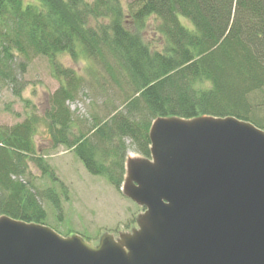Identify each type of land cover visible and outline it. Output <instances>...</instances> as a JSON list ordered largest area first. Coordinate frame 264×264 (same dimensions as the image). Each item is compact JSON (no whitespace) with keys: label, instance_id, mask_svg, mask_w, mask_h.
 I'll list each match as a JSON object with an SVG mask.
<instances>
[{"label":"trees","instance_id":"1","mask_svg":"<svg viewBox=\"0 0 264 264\" xmlns=\"http://www.w3.org/2000/svg\"><path fill=\"white\" fill-rule=\"evenodd\" d=\"M119 3L0 0V78L16 83L15 57L22 58L23 71L27 60L42 55L59 81L44 109L50 148L72 150L89 173L120 189L127 156L123 139L150 157L148 133L157 117L235 115L264 129L258 115L264 105V0H133L126 11ZM150 17L162 37L161 49L142 39ZM64 54L87 60L95 84L63 65ZM106 84L119 102L103 115L94 113L87 124L79 121L68 103L89 85L102 90ZM37 122L31 114L0 125V216L48 226L40 199L60 212V196L54 185L34 183L27 166L32 162L42 176L57 181L35 147Z\"/></svg>","mask_w":264,"mask_h":264},{"label":"water","instance_id":"2","mask_svg":"<svg viewBox=\"0 0 264 264\" xmlns=\"http://www.w3.org/2000/svg\"><path fill=\"white\" fill-rule=\"evenodd\" d=\"M120 190L136 227L94 245L0 216V264H264V129L235 115L157 117Z\"/></svg>","mask_w":264,"mask_h":264},{"label":"rangeland","instance_id":"3","mask_svg":"<svg viewBox=\"0 0 264 264\" xmlns=\"http://www.w3.org/2000/svg\"><path fill=\"white\" fill-rule=\"evenodd\" d=\"M131 1L133 0H120L119 4L126 11ZM179 19L188 28H193L192 22L186 17L179 16ZM125 22L127 26H133L129 16L125 17ZM156 25L155 18L150 17L141 29L142 39L151 49H161L163 46L162 37L155 31ZM47 59L42 55L32 56L25 62L24 70L21 71L23 61L16 56L11 63L12 72L17 77L16 83L0 78V125L11 126L31 114L38 116L34 144L49 163L52 175L57 181L54 183L47 176H42L32 162L27 166L32 173V181L38 186L54 185L60 196L61 206L58 212L49 201L40 199L47 212L46 222L61 235L79 234L96 245L104 233L113 234L117 238L122 232H130L136 227V217L143 209L104 176L89 173L72 150L63 145L49 147L44 109L47 107L48 95L55 91L59 81L53 76ZM59 60L95 84L94 77L85 68L88 66L87 60L80 58L75 61L65 54L60 55ZM2 69L5 70L3 66ZM102 87L104 89L97 90L95 85H89L74 101L68 103L79 121L87 119L86 122L83 121L87 124L94 113L103 115L106 107L119 102V95L113 94L109 85ZM258 113L260 117H264V105L260 106ZM123 140L127 147L126 158L142 156L134 150L135 147L129 138Z\"/></svg>","mask_w":264,"mask_h":264}]
</instances>
